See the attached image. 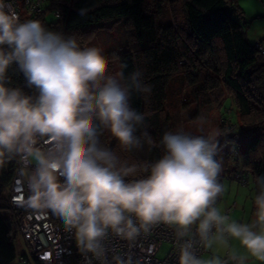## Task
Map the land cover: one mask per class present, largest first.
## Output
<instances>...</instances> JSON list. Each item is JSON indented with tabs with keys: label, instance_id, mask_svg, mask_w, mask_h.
Instances as JSON below:
<instances>
[{
	"label": "clouds",
	"instance_id": "clouds-1",
	"mask_svg": "<svg viewBox=\"0 0 264 264\" xmlns=\"http://www.w3.org/2000/svg\"><path fill=\"white\" fill-rule=\"evenodd\" d=\"M11 7L10 0H0V166L21 162L26 207L57 216L74 231L80 250L101 264L110 233L132 240L161 224L173 228L177 239L189 236L195 225L206 250L238 241L246 255L233 250L229 259L236 264L248 258L264 262V176L253 181L255 219L241 222L218 204L224 191L219 133L166 131L160 141L165 154L150 165L129 164L100 147L104 130L124 151L141 146L135 133L147 115L129 100L133 92L150 94L152 86L141 70L125 75L123 63L113 70L101 48L81 47L75 35L48 30L38 19L21 21ZM14 62L28 86L38 90L35 99L6 86ZM204 120L200 117L201 125ZM142 172L150 175L125 182ZM192 247L190 241L181 245L179 264H224L217 255L198 258Z\"/></svg>",
	"mask_w": 264,
	"mask_h": 264
},
{
	"label": "trees",
	"instance_id": "trees-1",
	"mask_svg": "<svg viewBox=\"0 0 264 264\" xmlns=\"http://www.w3.org/2000/svg\"><path fill=\"white\" fill-rule=\"evenodd\" d=\"M59 1L58 20L47 21L44 15L36 19L48 30L75 35L81 47L94 37L96 30L108 27V22L123 20L131 26V44L113 52L108 50L104 55L109 60L116 58L118 66L126 64L125 75L141 70L144 83L152 86L150 94L133 92L129 100L131 108L147 115L135 133L141 146L124 151L119 141L104 130L99 135L100 147L113 151L129 164L150 165L162 158L165 149L160 141L172 128L164 106L167 86L172 77L184 74L201 105L216 101L220 106L224 91L232 95L238 113L237 126L232 132L220 128L219 147L234 144L238 150L233 159L241 156L240 167L250 171L251 179L264 176V54L247 39L243 10L237 0H170L171 20L164 25L158 19L162 17L165 0H154V4L146 0ZM81 8L88 10L86 15L79 14ZM6 75L7 87L19 88L36 98L34 87L28 86L15 62ZM143 133L151 138V145ZM226 153L230 157L228 150ZM7 162L8 166H0V264H15L19 252L14 239L21 211L12 208L8 197L3 196L15 160ZM148 175L150 172H142L124 179L131 182ZM222 178L221 175L220 182ZM33 264L40 263L33 260Z\"/></svg>",
	"mask_w": 264,
	"mask_h": 264
},
{
	"label": "built area",
	"instance_id": "built-area-1",
	"mask_svg": "<svg viewBox=\"0 0 264 264\" xmlns=\"http://www.w3.org/2000/svg\"><path fill=\"white\" fill-rule=\"evenodd\" d=\"M10 3L11 11H14L21 21L36 19L41 15L46 17L49 13L56 20L61 16L59 0H10ZM253 45L264 54V45L260 40H256ZM19 71L22 73L20 69ZM34 90L35 97H38V90L35 87ZM226 119L229 121H223L226 127L232 126L230 118L227 116ZM46 144L47 141L42 140L39 146L44 147ZM229 147V154L234 158L237 154L236 147ZM21 168V162L15 160L7 197L10 206L21 211L18 232L26 241L29 252L27 254L19 252L15 264H33V260L40 264H101L91 253L80 250L74 231L66 230L57 216L50 211L41 214L26 207L25 201L29 197V191L21 174ZM228 176L244 185L248 182L250 171L239 167L233 169ZM59 179L61 182L64 181L62 176ZM234 207L235 203H232L226 206L224 211L230 215ZM195 229L194 225L190 235L182 239H177L175 230L163 224L148 233H141L132 240L110 233L104 241L105 264H179L180 247L186 241L192 243V251L201 258L209 249L206 250L200 244ZM164 243L168 244V249L164 256L159 257L158 254ZM222 261L224 264L232 263L228 254L222 258Z\"/></svg>",
	"mask_w": 264,
	"mask_h": 264
},
{
	"label": "rangeland",
	"instance_id": "rangeland-1",
	"mask_svg": "<svg viewBox=\"0 0 264 264\" xmlns=\"http://www.w3.org/2000/svg\"><path fill=\"white\" fill-rule=\"evenodd\" d=\"M146 1L150 4H154L152 3L154 2V0ZM241 7L245 9L244 20L242 22L243 29L247 33L248 39L251 40V37H253L252 35L254 33V28L258 29L260 33H264V0H243ZM46 18L47 21L56 20L50 13L47 14ZM170 20V0H165L163 6V14L162 17L158 19V23L164 25L169 23ZM107 24L110 25L108 27H103L102 29L96 30L94 37L87 44H85L84 47L96 46L103 50V54H108L110 50L113 52L115 51V49L121 48L123 46L126 47L127 44H131L129 43V39L132 40L133 38V36L131 35V26L127 25L123 20L116 23L108 22ZM110 61H112L113 70H116L118 68L117 59L110 58ZM193 88L194 86L189 85L184 74H178L172 77L169 81L167 86V97L164 102V106L170 114L172 126L171 130L176 131L177 129H183L185 131L192 132L193 134H201L202 128L203 134L219 133V136L221 135V127H224L228 132L234 131L237 126L236 121H238V113L236 111V106L234 104L232 95H230L227 91H224V100L220 106L216 101H213V103H210L208 105H201L199 103V100H196ZM224 115L228 116L232 120V126L226 127V123L224 122L229 121ZM200 117L205 118L202 125L200 124ZM229 146L232 147L235 145L229 144ZM229 148L230 147H228V145L223 144L222 149H226L230 153ZM241 148L242 145L240 146V150ZM218 149L220 150L219 146ZM237 150L238 149L236 147V151ZM217 154L221 156V154H219L218 152ZM230 159L233 160L232 156H230ZM5 165L8 166V162H6ZM225 171L227 170L222 171V173H224ZM249 178L250 179H248V182L243 185L245 186L244 188L247 191L246 194L249 195L248 201L245 202L247 214L252 208L251 201L254 194V183L251 177ZM233 184H236V182ZM224 191L226 192V188L224 189ZM8 193L9 185L3 188V196L7 197ZM246 216L244 220H242V222H247ZM14 244L18 252H29L28 245L19 232L16 233ZM167 249L168 244L164 243L158 256H164Z\"/></svg>",
	"mask_w": 264,
	"mask_h": 264
},
{
	"label": "crops",
	"instance_id": "crops-1",
	"mask_svg": "<svg viewBox=\"0 0 264 264\" xmlns=\"http://www.w3.org/2000/svg\"><path fill=\"white\" fill-rule=\"evenodd\" d=\"M242 1L243 0H237V3L240 6V8L243 10V14H244L245 9L241 7ZM253 31L254 33L252 35L253 37H251V40L248 39L247 33L245 32L246 37L249 40V42L254 43L256 40H260L262 45H264V33L262 32L260 33L258 29L256 28H254ZM222 147H219L220 150L218 149V153L221 154L222 157L219 155L218 157L223 162V171L227 170L224 173H221V175L223 176V178L221 179V183L224 185V189L226 188V192L225 191L222 192L221 196L218 199V204L222 207L224 211L226 206H228L229 204L235 203L234 210L231 212L230 216L242 222V220H244L247 214L245 202L248 201L249 195L246 194L247 191L244 188L245 186H243L242 184H239L236 180H233L228 176L229 173L233 169L241 166V156L239 155L236 159L231 160L230 157L226 153V149H222ZM250 177H251V174H250ZM235 182L236 184H233ZM253 192H254V186H253ZM225 193H226V196H225ZM253 197H254V194H253ZM252 201H253V198H252ZM252 201H251L252 208L246 216L247 222L255 219L253 215L254 205ZM233 250H235V252L239 255H246L245 250L239 245L238 241L229 240L228 246H224L223 244H220L219 242L215 243L212 246V248H210L206 253L202 255V257L205 256V257L210 258L213 255H217L222 260V258L226 254L229 255ZM231 264H236V262L232 261ZM244 264H264V262L256 261L253 258H248L247 260L244 261Z\"/></svg>",
	"mask_w": 264,
	"mask_h": 264
}]
</instances>
